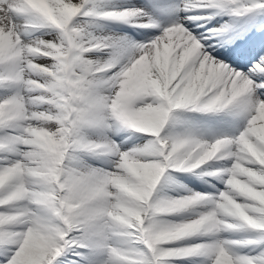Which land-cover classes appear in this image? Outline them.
Wrapping results in <instances>:
<instances>
[{
    "label": "snow or ice",
    "instance_id": "6c2138e0",
    "mask_svg": "<svg viewBox=\"0 0 264 264\" xmlns=\"http://www.w3.org/2000/svg\"><path fill=\"white\" fill-rule=\"evenodd\" d=\"M0 264H264V0H0Z\"/></svg>",
    "mask_w": 264,
    "mask_h": 264
}]
</instances>
